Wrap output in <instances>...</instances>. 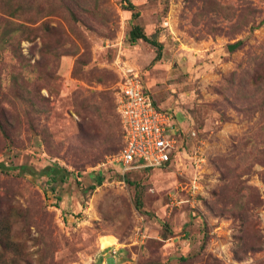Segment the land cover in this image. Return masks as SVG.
Wrapping results in <instances>:
<instances>
[{"label": "rangeland", "instance_id": "rangeland-1", "mask_svg": "<svg viewBox=\"0 0 264 264\" xmlns=\"http://www.w3.org/2000/svg\"><path fill=\"white\" fill-rule=\"evenodd\" d=\"M132 75L177 152L121 173ZM0 264H264V0H0Z\"/></svg>", "mask_w": 264, "mask_h": 264}, {"label": "built area", "instance_id": "built-area-1", "mask_svg": "<svg viewBox=\"0 0 264 264\" xmlns=\"http://www.w3.org/2000/svg\"><path fill=\"white\" fill-rule=\"evenodd\" d=\"M116 109L122 125L117 160L121 173L165 167L177 152L171 113L156 106L134 75L119 83Z\"/></svg>", "mask_w": 264, "mask_h": 264}, {"label": "trees", "instance_id": "trees-1", "mask_svg": "<svg viewBox=\"0 0 264 264\" xmlns=\"http://www.w3.org/2000/svg\"><path fill=\"white\" fill-rule=\"evenodd\" d=\"M138 39H140V40H142V41H144V42H147V43H149V44H151V45H153V46H157L158 47V45L156 44V42L155 41H151V40H149L148 38H146L143 34H141L140 32H139V30H138V28L136 27V26H133L132 27V29L129 31V41L130 42H135L136 40H138ZM237 44H232V45H228V49L229 50H232V49H234L235 48V46H236ZM159 49V48H158ZM145 170V169H144ZM53 180V179H52Z\"/></svg>", "mask_w": 264, "mask_h": 264}]
</instances>
